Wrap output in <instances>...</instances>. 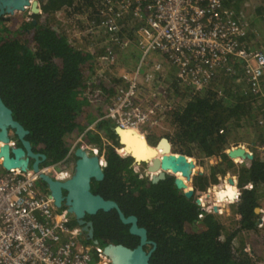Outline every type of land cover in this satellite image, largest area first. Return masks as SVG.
I'll list each match as a JSON object with an SVG mask.
<instances>
[{
  "label": "trees",
  "instance_id": "trees-1",
  "mask_svg": "<svg viewBox=\"0 0 264 264\" xmlns=\"http://www.w3.org/2000/svg\"><path fill=\"white\" fill-rule=\"evenodd\" d=\"M242 1L224 2L225 6H234L237 10ZM97 2L41 0L40 12L33 16L37 23L25 22L17 34L4 29L7 23L0 22V96L12 110L14 119L28 130L26 138L33 150L45 155L41 168L56 164L66 156L72 135L82 133L84 126L93 122L91 117L96 113L92 107L97 103L84 93L92 55L85 48L71 44L55 29L54 15L67 7V16L87 11L85 18H93L95 12L91 8ZM249 23L260 32L264 42V7L256 8ZM109 47L107 45L104 51ZM133 47L138 49L133 43L129 48L131 54L138 57ZM255 47L264 52L263 46ZM242 79L243 69L238 65L234 75L220 71L207 88L188 90L184 105L171 109L166 116L172 127V132L166 136L174 152L198 159L210 158L214 162L209 165L208 174L193 175L195 189L203 190L216 183L220 176L236 174L239 195L231 209L232 221L237 227L229 232L225 231L219 215L200 211L194 196L185 197L182 190L176 188L173 178L152 183L148 177L135 172L133 158L116 152L120 144L111 119L103 117L94 129L82 136L84 143L96 147L105 160L104 180L98 183V193L116 201L124 214L136 215L139 224L148 229L150 239L156 242L151 264H259L261 260L256 247L261 243L264 249V236L251 241L253 251L250 253L245 250L246 239L239 234L259 231V215L254 209L262 208L264 201V159L254 151L251 159L235 164L228 156L230 143L239 140L231 139L232 129H252L257 117L264 115V101L260 105L253 104L256 95L246 91ZM98 88L102 100L113 97L117 86L108 89L98 85ZM85 101L90 105L85 109L87 115L81 114ZM99 111L101 114L106 110ZM262 131L259 143L264 141ZM92 219L95 236L102 239L104 245L131 246L129 241H137L113 212L99 211ZM72 222H76L73 216Z\"/></svg>",
  "mask_w": 264,
  "mask_h": 264
},
{
  "label": "built area",
  "instance_id": "built-area-1",
  "mask_svg": "<svg viewBox=\"0 0 264 264\" xmlns=\"http://www.w3.org/2000/svg\"><path fill=\"white\" fill-rule=\"evenodd\" d=\"M224 1L99 0L89 21L91 27H102L109 41L127 48L131 40L119 35L127 19L133 42L140 50L138 66L121 74L122 84L117 87L105 117L122 128L137 129L156 123L153 116L158 111L162 115L166 106L170 110L175 108L171 102H160L161 87L157 90L149 86L154 80L159 82L154 74H140V66L153 54L161 55L166 64L174 67L180 86L193 91L207 88L220 71L236 74L238 65L243 69L246 91L256 95L253 104H262L264 52L254 45L257 29L241 13L225 6ZM104 58L112 63L115 55L109 49ZM152 69H161V65ZM139 96L149 98L150 102ZM256 123L264 131V115L257 117ZM238 146L242 147L231 145L230 149ZM82 147L98 154V149L91 145ZM256 148L264 157V141ZM99 163L105 165L103 154L99 155ZM133 168L144 175L146 167L142 172L139 166ZM40 171L61 181L70 176L68 170L56 164L40 167ZM229 178L234 180L233 184L228 182ZM236 180L230 176L211 188L190 187L184 191H192L201 211L214 213L222 203L238 200ZM38 181V173L32 169L0 168V264H111L103 249H95L96 244L86 238L81 227L71 224L66 208L55 206L50 194L34 191ZM228 185L234 189V199L220 198L218 192L229 189Z\"/></svg>",
  "mask_w": 264,
  "mask_h": 264
},
{
  "label": "water",
  "instance_id": "water-1",
  "mask_svg": "<svg viewBox=\"0 0 264 264\" xmlns=\"http://www.w3.org/2000/svg\"><path fill=\"white\" fill-rule=\"evenodd\" d=\"M38 0H0V13L12 14L14 11H23L27 6L30 12L37 13L39 10ZM116 140L127 156L133 158L134 162L144 164L146 167L144 175L149 176L153 183L164 179L168 173L182 174V177L189 181L192 178L195 163L181 153L172 150V144L167 136H162L153 145L145 137L139 138L131 128H122L116 125L114 128ZM28 130L20 122L14 119L12 110L0 97V164L5 170L19 169L27 171L32 169L38 173L39 180L47 187L54 205L57 207L66 206L73 214L76 223L85 233L86 238L92 240L94 237L92 222L86 221V215H92L100 211L116 210L120 220L129 224V233L140 238L139 244L130 248L122 243L106 244L104 253L109 257L111 264H150L152 249L146 251L144 245L151 243L146 239V230L138 227L134 215L125 216L116 201L105 199L100 194L91 191V180L100 181L104 177L103 168L99 163L98 154L91 153L89 149L78 147L75 150V164L71 176L65 180H56L53 177L40 171V164L45 160V155L33 150L31 143L26 139ZM136 139V140H134ZM15 140L19 145H14ZM134 140L139 146L145 147L153 155L147 159H137L138 154L131 145ZM134 142V143H135ZM136 144V143H135ZM160 156V157H159ZM230 158L251 159L252 155L242 147H235L228 150ZM161 169V170H160ZM170 171V172H169ZM230 184L234 183L232 178L228 179ZM174 184L179 190L186 189V183L179 177L174 178ZM63 191L66 193L64 194ZM184 196L192 197V191H184ZM220 198L224 196L234 199V192L227 189L219 193ZM257 214L260 208L254 209ZM96 244L97 240H93ZM154 247V244H153Z\"/></svg>",
  "mask_w": 264,
  "mask_h": 264
},
{
  "label": "rangeland",
  "instance_id": "rangeland-1",
  "mask_svg": "<svg viewBox=\"0 0 264 264\" xmlns=\"http://www.w3.org/2000/svg\"><path fill=\"white\" fill-rule=\"evenodd\" d=\"M97 3H94V4L96 5ZM94 6L93 8H91V10H95ZM257 7H264V0H243L237 10L234 9V6L231 8L234 9L236 12L241 13V15L247 18L249 21L250 19L254 17ZM69 9H73V8L70 7ZM66 11L68 12L67 7H65L62 10H59L54 15V20L57 21V22L56 21L53 22V25L56 24L55 29L56 30L58 29L61 33H63L69 39V42L71 44L80 46L81 48H85L92 55V60L90 61L92 62V67H91V70L89 71V74H88L89 76L87 79L88 87L84 89V93L88 97V99L97 101L95 106L92 107V109L97 115L96 114L92 115L90 112L89 117L92 115L91 118H93V122L85 125L82 133L73 134L71 137V139L75 141L79 139L80 141H83L84 140L82 138L83 134L89 129H94L96 122L101 121L103 117H105L107 113V109L111 105L112 100H113V97L111 96H109L106 99L102 98V100H100L99 94L101 92H100V88H98V85L99 86L102 85V88L105 86L108 89L115 88L116 86L118 87L121 82V79H120L121 74L124 72L134 71V69L138 66L139 59H140L139 58L140 50L133 47L132 50L135 51L138 57L132 56L131 54L132 51H130L129 48L134 42H133V36L131 34V30H130L131 28H129V23L127 22V19L125 20L124 26L122 27L120 34H119L120 37H124V39L128 38L129 40H131V44L126 48V47H120L116 43H111L106 37V35L103 34L102 27L92 28L91 25L89 24V21L91 20V18H89V20H88V17L85 18L87 11L84 14H74L72 17L69 15L67 16ZM72 11L73 10L69 11V13ZM18 14H21V13H18ZM19 18L21 17L16 18L17 21H19ZM9 25L14 29H18L20 27L19 26L20 24H18L16 21H14L13 23L10 22ZM257 44L264 47L262 36L260 35V32L258 30H257L256 36L254 37V45H257ZM107 45H110V47L107 48L106 52L109 49H111L113 51V54L115 55V59L112 63H110L104 58V56L106 55L104 48ZM157 64L161 65V69H155V70L152 69ZM140 69H141L140 70L141 75H144L142 73L151 72L152 74H154V79L159 81V82H154L155 81L154 80L152 83L149 84V86L155 89H157L158 87L162 88L161 90H159L161 91L160 96H159L160 102H163L164 105L166 104V102H169V103L171 102L174 105V107L184 105V103L188 99L187 91L191 89L183 88L182 86H180V84L176 80L174 67L170 66L169 64H166L164 62V58L161 55L153 54L146 62L143 63V65L140 66ZM113 82L114 84L111 85ZM234 83L237 84L236 82ZM140 92L142 95H146L142 90H140ZM162 93L164 94L162 95ZM114 94L115 93H113L112 95L114 96ZM139 98L143 101L147 100L150 102L149 98H144L141 96H139ZM147 101H146V104H147ZM105 105H107V107ZM87 106L90 107V105H87V102L85 101V104L83 107L84 109L81 110V114L82 113L84 115L88 114V112L85 110ZM100 109L101 110L105 109L106 111L104 113L102 112L101 114H99V112H101L99 111ZM164 110L166 111L165 112L162 111L163 112L162 115L160 111H158L153 116V118L156 120V123L154 124L149 123V124L142 125L139 128L135 129L136 131L140 132L144 137H146L151 145L156 143L160 137L166 136L172 132V127L170 126V123L168 122L166 118L170 109H168V106H166ZM111 120L116 126L117 125L116 121L113 119ZM253 124L254 126H251L252 129L246 130L245 127H239L238 129H232L231 139L239 138V140L238 141L233 140L230 143L228 150L230 149L231 145L232 146L241 145L242 147L246 148L252 156H253V152L256 151L257 154L261 157L256 146L257 144H259V141L261 140L260 137H262L261 136L262 129H260L256 125L255 121L253 122ZM120 149H121L120 147L116 148V152L122 157L127 156L124 152L120 151ZM187 157L188 159H191L195 163L193 175L197 174L198 172L200 173L203 172L202 174H208L209 165L214 163L210 158H203V159L199 158L198 159V158L190 157V156H187ZM261 158L264 159L263 156ZM243 161L244 160H242L241 162ZM233 162H235V164L241 163L235 160H233ZM132 167H133V163H132ZM144 167H145L144 164L139 166V168L141 169L140 172H142ZM0 168H1V164H0ZM168 174H171V176L174 178L176 177L171 172ZM193 175H192L191 180L186 182V184L188 185V188L190 187L194 188ZM230 176H234L235 180L237 178L236 174H233V173L232 174L230 173V175L223 176V177L220 176L219 180L216 183H211L207 187L211 188L212 186L223 182L224 179ZM34 191L38 194L48 193V190L44 189L41 181H38L35 183ZM219 193L220 192H218V195ZM211 200L213 201L212 197H211ZM232 204L234 203H229V204L222 203L218 207V209H216L217 211L214 212V214L219 215L222 224L225 226V231L227 232L234 230V228L237 227V224H235L232 221L233 219L232 209H231ZM261 207L262 208L258 207L260 208V211L257 213V215H259V219L257 223V227L259 231L258 232L241 231L240 232L241 234H239V235H242L244 239H246L247 243H246L245 250H247L250 253H252L253 251V245L251 244V241L260 240V238H263L264 236V201ZM72 224L73 226L77 225L76 222L75 223L72 222ZM104 246L105 245L101 242L95 245V249L101 250L104 248ZM258 247L259 248L256 247V253H257V256L261 258V260H259L258 262L259 264H264L263 245L261 243H258Z\"/></svg>",
  "mask_w": 264,
  "mask_h": 264
},
{
  "label": "flooded vegetation",
  "instance_id": "flooded-vegetation-1",
  "mask_svg": "<svg viewBox=\"0 0 264 264\" xmlns=\"http://www.w3.org/2000/svg\"><path fill=\"white\" fill-rule=\"evenodd\" d=\"M38 2H39V10H38V12L37 13H33V12H30V7L29 6H27L26 8H25V10H23V11H14L12 14H8L7 12H1L0 13V22H4V23H7L3 28L5 29H9V32L10 33H13V34H17V33H20V29H14V28H12L10 25H9V23L10 22H14V21H16L18 24H20L19 26H21L22 24H24L25 22H27V21H31L33 24H36L37 23V20L33 17L34 15H37L39 12H40V2H41V0H38ZM18 13H21V14H18ZM27 14H28V16H27ZM20 15V16H19ZM17 17H21L22 18V20H21V18H19V21H17ZM27 32H29V30L26 28L25 29ZM1 97V96H0ZM3 100V99H2ZM27 136V135H26ZM27 139V138H26ZM71 139V138H70ZM158 141V140H157ZM69 142V141H68ZM67 142V143H68ZM82 141H80V139L79 140H73L72 141V143L71 142H69L68 143V152H67V154H66V156H64L62 159H60L58 162H56V166L59 168V167H62V169H66V170H68L69 171V173H70V176H71V174H72V172H73V168H74V164H75V160H76V156H75V150L78 148V147H80L81 145H79V143H81ZM19 142L18 141H15V143H14V145H19L18 144ZM83 144H87V143H84L83 142ZM82 144V145H83ZM88 145H90V144H88ZM36 152H38V151H36ZM185 155V154H184ZM187 156V155H186ZM134 169V168H133ZM69 176V177H70ZM144 177H149V176H146V175H143ZM143 176H141V177H143ZM68 177V178H69ZM170 178H173V180H174V177H172L171 176V174H168V176H166L164 179H162V180H165V179H170ZM104 180V177H103V179L102 180H100V181H96V180H94V179H92L91 180V191L92 192H94V193H97V194H99L98 193V183H100L101 181H103ZM162 180H159V181H162ZM158 181V182H159ZM94 182V183H93ZM96 182V183H95ZM152 182V181H151ZM158 182H156V183H158ZM153 183V182H152ZM94 184V185H93ZM43 185V184H42ZM46 189H47V187H46ZM178 189V188H177ZM48 190V189H47ZM183 192V191H182ZM63 193L65 194L66 192L65 191H63ZM48 194H49V192H48ZM101 195V194H100ZM102 196V195H101ZM112 200V199H111ZM117 203V202H116ZM119 206V205H118ZM59 208H62V209H64V208H66L67 209V207L66 206H61V207H59ZM121 209V208H120ZM199 209H200V207H199ZM68 210V209H67ZM100 211V210H99ZM98 211V212H99ZM122 211V210H121ZM200 211H201V209H200ZM69 212V211H68ZM98 212H96L95 214H92V216H91V218H88V216H85V220L86 221H90V222H92V226H93V232H94V237H93V239H92V241L93 240H97V243L96 244H99V243H101L102 241V239L100 240L99 238H96V236H95V228H94V222H93V217H94V215H96ZM102 212H104V211H102ZM107 212H113V213H115L116 214V216L118 217V219L120 220V218H119V216H118V214H117V212H116V210H110V211H107ZM123 212V211H122ZM203 212V211H202ZM124 213V212H123ZM69 214H70V216L72 217L73 216V214H71L70 212H69ZM125 216H130V215H134V214H124ZM135 217H136V224H137V226L138 227H142V228H144L145 230H146V239L148 240V241H150L151 243H146L143 247H144V249L146 250V251H149L150 249H152L153 248V250H152V253H151V255H150V260H151V256H152V254L154 253V251L156 250V248H157V244H156V242L153 240V239H150V236H149V233H148V229L144 226V225H140L139 224V221H138V217L136 216V215H134ZM74 217V216H73ZM121 221V220H120ZM121 223L123 224V225H125V226H127V228H128V232H129V224H124L122 221H121ZM130 234V233H129ZM130 236H134L135 238H137V241L136 242H134V243H132V241H129V242H131V246H128V247H130V248H134V247H136L138 244H139V241H140V238L138 237V236H136V235H133V234H130ZM109 244V243H108ZM117 244V243H116ZM123 244V243H122ZM153 244H154V247H153ZM151 264V263H150Z\"/></svg>",
  "mask_w": 264,
  "mask_h": 264
},
{
  "label": "bare ground",
  "instance_id": "bare-ground-1",
  "mask_svg": "<svg viewBox=\"0 0 264 264\" xmlns=\"http://www.w3.org/2000/svg\"><path fill=\"white\" fill-rule=\"evenodd\" d=\"M127 129V128H126ZM134 132H136L137 136L139 138H145L140 132L136 131L135 129H133ZM136 140V139H134ZM134 140L131 141V145L133 146V148H135V153L138 154V158L137 159H147V162L149 160V158L153 155V152H149L145 147H142V146H139V144H137V142H135ZM136 144H135V143ZM152 154V155H151ZM160 157V156H159ZM189 160V159H188ZM142 164H139L138 162H136V165L135 166H140ZM161 170V169H160ZM170 172V171H169ZM175 176L181 178L183 180V177H182V174L180 172L178 173H173ZM186 180H184L185 182ZM187 182V181H186ZM187 188H188V185H187ZM228 188L231 189V190H234L232 187H230V185H228Z\"/></svg>",
  "mask_w": 264,
  "mask_h": 264
},
{
  "label": "clouds",
  "instance_id": "clouds-1",
  "mask_svg": "<svg viewBox=\"0 0 264 264\" xmlns=\"http://www.w3.org/2000/svg\"><path fill=\"white\" fill-rule=\"evenodd\" d=\"M91 146H92V145H91ZM81 147H82V145H81ZM92 147H93V148H96V147H94V146H92ZM96 149H97V148H96ZM90 152H91V153H94V152L91 151V150H90ZM94 154H95V153H94ZM99 155H100V154H99V152H98V156H99ZM232 160H233V159H232ZM133 163H134V162H133ZM102 167H103V166H102ZM182 191H183V190H182ZM183 193H184V191H183ZM195 202H196V201H195Z\"/></svg>",
  "mask_w": 264,
  "mask_h": 264
}]
</instances>
